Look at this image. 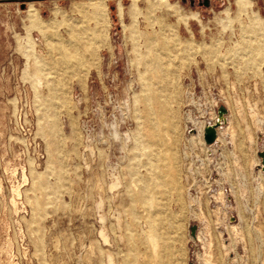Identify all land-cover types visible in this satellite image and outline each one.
Segmentation results:
<instances>
[{
    "label": "rangeland",
    "instance_id": "374dc122",
    "mask_svg": "<svg viewBox=\"0 0 264 264\" xmlns=\"http://www.w3.org/2000/svg\"><path fill=\"white\" fill-rule=\"evenodd\" d=\"M261 150L264 0H0V264H264Z\"/></svg>",
    "mask_w": 264,
    "mask_h": 264
},
{
    "label": "bare ground",
    "instance_id": "6f19581e",
    "mask_svg": "<svg viewBox=\"0 0 264 264\" xmlns=\"http://www.w3.org/2000/svg\"><path fill=\"white\" fill-rule=\"evenodd\" d=\"M90 6H91V9H90L91 18H93L97 23L98 22H101L102 19L105 18V9H104V3H103V1L92 2L90 4ZM226 122H227L226 121V115L224 117L223 114H219V118L217 117L216 118V121L214 123H209L208 125H206V126H209V125H215L216 126L215 127L216 128V137H215L214 141L207 142V141H205V139L203 137V141L205 142L206 145L211 146V145H213V143H217V141L219 140V131H218V129L221 127V125L223 123H226ZM205 127H204V129H205ZM191 131L194 132L195 130L192 129ZM203 133H204V130H203ZM259 156L261 157V168L264 171V159L262 158L261 155H259ZM196 229H197V227H196ZM196 229H195V233L194 234H191L190 233L193 238L196 235ZM233 229H236V226H233ZM151 240H153V239H151ZM222 246L226 250V246L225 245H222ZM206 262H207V259H206Z\"/></svg>",
    "mask_w": 264,
    "mask_h": 264
},
{
    "label": "water",
    "instance_id": "95a60500",
    "mask_svg": "<svg viewBox=\"0 0 264 264\" xmlns=\"http://www.w3.org/2000/svg\"><path fill=\"white\" fill-rule=\"evenodd\" d=\"M205 4H207V0H205ZM219 111L224 112V111H226V108L221 105L219 107ZM215 127H216L215 125H209V126L205 127L204 133H203V137H204L205 141H207V142L214 141V139L216 137V128ZM259 155H261L262 158L264 159V151L263 150L259 151ZM195 229H196V224H192L190 227L191 234L195 233ZM191 264H197V263L191 262Z\"/></svg>",
    "mask_w": 264,
    "mask_h": 264
}]
</instances>
